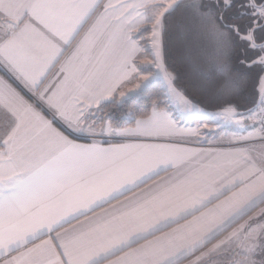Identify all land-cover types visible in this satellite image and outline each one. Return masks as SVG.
Listing matches in <instances>:
<instances>
[{
	"label": "snow or ice",
	"instance_id": "obj_1",
	"mask_svg": "<svg viewBox=\"0 0 264 264\" xmlns=\"http://www.w3.org/2000/svg\"><path fill=\"white\" fill-rule=\"evenodd\" d=\"M253 66L264 0H0V264H264Z\"/></svg>",
	"mask_w": 264,
	"mask_h": 264
},
{
	"label": "trees",
	"instance_id": "obj_2",
	"mask_svg": "<svg viewBox=\"0 0 264 264\" xmlns=\"http://www.w3.org/2000/svg\"><path fill=\"white\" fill-rule=\"evenodd\" d=\"M169 62H172L171 59ZM177 71L180 73L181 76V79L179 81V86L180 87L189 86V80L187 77L188 69L185 66L178 64ZM246 72L249 80L248 86L244 89L241 96L236 101L239 104V110L241 112L252 107L253 101L256 99V93L253 85L257 75H262L260 69L256 66H253L250 69H246ZM189 90L191 89L189 88ZM197 99L203 100V97L197 95ZM137 103L142 110H150V99L146 95L139 97L137 99ZM205 104H207V108L209 111L217 110L214 104H210L207 101H205Z\"/></svg>",
	"mask_w": 264,
	"mask_h": 264
},
{
	"label": "crops",
	"instance_id": "obj_3",
	"mask_svg": "<svg viewBox=\"0 0 264 264\" xmlns=\"http://www.w3.org/2000/svg\"><path fill=\"white\" fill-rule=\"evenodd\" d=\"M145 27H148V26L145 25ZM145 33L150 34V32H145ZM148 37H149V35H145V38H148ZM147 68H148V66H142V71L144 72V74H148ZM129 86H131V85H129ZM248 123L249 122L247 121V124L245 123V125H248ZM188 124H189V126H194V125H192L191 122H188ZM244 128H241L242 130H240V131H236V133L233 136H247L248 135V132L245 131ZM205 140L207 142L213 143V144L202 146V145H199L198 143H193V144H188L186 146H188V147H194V148H198V149H205V150L212 149V148H221V147H224L223 139L222 140H215V139H212L211 137L208 138V139H205V136L204 137H201V141L202 142L205 141ZM162 175L163 176H167L168 173H165V174H162ZM253 215H255V213H253ZM246 219L247 218H245L244 220H240L239 221V224H244L246 222ZM239 224H237L236 226L238 227ZM184 264H188V262L185 261Z\"/></svg>",
	"mask_w": 264,
	"mask_h": 264
},
{
	"label": "rangeland",
	"instance_id": "obj_4",
	"mask_svg": "<svg viewBox=\"0 0 264 264\" xmlns=\"http://www.w3.org/2000/svg\"><path fill=\"white\" fill-rule=\"evenodd\" d=\"M144 35H149L148 33H144ZM262 75H264V73H262ZM245 123L247 124V121H245ZM236 125V124H231V125H228L225 130L223 132L220 133V136H205V139H208V138H212V139H215V140H222L223 137L225 136H233L236 131H240L242 130L241 128H244L246 127L247 125ZM199 145H202V146H205V145H210V144H213V143H204V142H201V143H198Z\"/></svg>",
	"mask_w": 264,
	"mask_h": 264
}]
</instances>
